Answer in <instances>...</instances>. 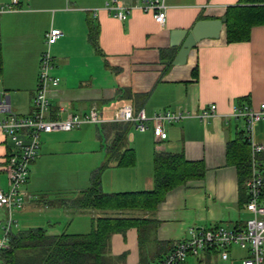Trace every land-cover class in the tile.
Masks as SVG:
<instances>
[{
  "label": "crops",
  "instance_id": "1",
  "mask_svg": "<svg viewBox=\"0 0 264 264\" xmlns=\"http://www.w3.org/2000/svg\"><path fill=\"white\" fill-rule=\"evenodd\" d=\"M107 1L111 0H18L19 10L0 15V91L8 94L13 112L27 115L32 111L39 58L47 50L58 83L48 94L46 118L56 113L60 118L86 114L96 107L103 120L40 135L38 155L22 187L35 199L12 211L18 224L13 233L36 227L60 233L64 210L66 218L72 219L68 210L74 216H86L90 227L93 212L61 207L68 199L60 195L64 189L60 174L66 167L75 173L70 180L73 187L67 190L75 196L89 186L91 173L105 162L106 146L114 136L110 118L117 108L128 105L147 115L164 110L197 114L214 104L216 110L206 123L191 117L164 125L167 137L162 141L151 130L142 133L130 124L127 145L134 151V165L111 163L102 172L106 193L149 191L154 187L155 151L182 154L186 161L204 165L202 179L168 191L153 213H129L153 220L141 236L136 228L111 236L110 264H156L177 242L189 237L190 227L233 230L242 228L250 217L245 208L246 182L239 184L237 169L227 159V143L244 130L243 119L232 116L234 108L258 109L264 103V25L252 27L248 41L227 43L224 24L218 38L200 40L184 64L173 65L179 46H170L172 31L189 32L199 20H219L239 0H164L162 25L139 9L118 20L104 9ZM118 1L134 6L143 0ZM9 2L0 0V5ZM50 28L61 30L62 35L48 46L44 35ZM253 130L255 141L264 145V117ZM11 147L9 140L0 137L2 189L8 186L5 165ZM260 153L264 166V150ZM7 215L0 208V222ZM69 224L67 220V231ZM209 252L212 264H217L221 259ZM209 252L187 258L199 264ZM246 254L232 247L229 259L221 261L232 264Z\"/></svg>",
  "mask_w": 264,
  "mask_h": 264
},
{
  "label": "built area",
  "instance_id": "2",
  "mask_svg": "<svg viewBox=\"0 0 264 264\" xmlns=\"http://www.w3.org/2000/svg\"><path fill=\"white\" fill-rule=\"evenodd\" d=\"M104 9L111 12L118 20H125L133 9L151 13L155 23L162 25L165 21L164 0H143L130 6L118 0L104 3ZM19 10L18 0H10L0 5V15L6 12ZM94 16L97 10L92 13ZM62 35L57 28H50L44 35L45 44H54ZM52 57L49 51L42 52L39 58L38 83L32 97V111L27 115H18L13 112L10 99L6 92L0 91V137L9 140L12 144L5 165L8 186L0 187V208L8 211L7 218L0 222V253L8 247L9 236L18 226L12 217L13 210H20L28 200L35 196L26 193L22 187L26 184L29 175V165L37 157L39 140L42 133L67 132L80 128L84 124H99L103 120L99 117L96 107H92L86 114L70 113L60 118L56 113L53 118H46L50 108L48 94L51 87L58 83V78L51 73ZM216 105L195 114L164 110L147 115L143 109L134 112L128 105L117 108L112 122L130 123L139 132L151 130L154 137L165 140L167 133L164 125L173 124L183 119L195 117L203 123L213 115ZM233 117L244 121L245 140L250 148L251 172L246 181L247 200L246 210L250 217L245 220L242 228L227 230L222 226L211 228H189V237L177 242L156 264H182L189 256H199L204 251L215 252L221 260H228L230 249L237 247L247 254L241 259V264H264V203L263 174L257 160V155L264 150V145L254 139V124L264 117V103L258 109L248 105H241L233 110Z\"/></svg>",
  "mask_w": 264,
  "mask_h": 264
},
{
  "label": "trees",
  "instance_id": "3",
  "mask_svg": "<svg viewBox=\"0 0 264 264\" xmlns=\"http://www.w3.org/2000/svg\"><path fill=\"white\" fill-rule=\"evenodd\" d=\"M262 25L264 0H239L236 5L226 9V42L248 41L252 27ZM1 60L0 48V66ZM192 74L195 75L196 71ZM110 128L114 136L106 146L105 162L91 173L87 188L61 204V207L73 211L93 212L90 229L85 233H69L67 230L49 233L46 228L36 227L12 233L8 247L0 253V264H110L111 236L129 228H136L141 236L153 221L147 216L129 213H153L168 191L203 178L204 165L201 162H188L182 154L155 151L152 190L104 192L101 186L104 169L111 163L116 167H131L135 163L134 151L127 145L130 123L114 122ZM261 157L262 153H259L257 160L263 174L261 198H264V166ZM227 159L235 165L239 184L242 185L251 172L250 148L244 130L227 143ZM211 254L209 252L203 260L199 259V264H212Z\"/></svg>",
  "mask_w": 264,
  "mask_h": 264
},
{
  "label": "water",
  "instance_id": "4",
  "mask_svg": "<svg viewBox=\"0 0 264 264\" xmlns=\"http://www.w3.org/2000/svg\"><path fill=\"white\" fill-rule=\"evenodd\" d=\"M225 24V17L219 20H199L191 30H174L171 32L170 46H179V50L172 61L173 65L186 62L190 50L204 38H218Z\"/></svg>",
  "mask_w": 264,
  "mask_h": 264
},
{
  "label": "rangeland",
  "instance_id": "5",
  "mask_svg": "<svg viewBox=\"0 0 264 264\" xmlns=\"http://www.w3.org/2000/svg\"><path fill=\"white\" fill-rule=\"evenodd\" d=\"M113 113V112H111ZM113 116V114H111ZM111 116V117H112ZM111 119V118H110ZM94 127V126H92ZM65 171V170H64ZM74 172L71 170L70 167H66V171L62 174H60L63 178V187L64 189H61V198L62 199H72V197L75 196V194H73L71 191L68 192L67 190H69L71 187H73V182H71V178L74 177ZM75 185V184H74ZM66 210H64V212H60V219L59 222L62 224V228L64 229V231H66V224H67V220H68V224H69V228H68V232L69 233H85L87 232L90 227H89V222L87 220L86 216H79V215H75L73 214V212L71 211H67V213H69L72 217L71 218H66ZM89 212V211H87ZM68 214V215H69ZM85 231V232H84ZM1 236V233H0ZM187 264H196V260L194 258H187ZM217 264H231L230 262H223L221 260H217ZM232 264H241V260L239 258H237L236 260L233 261Z\"/></svg>",
  "mask_w": 264,
  "mask_h": 264
}]
</instances>
